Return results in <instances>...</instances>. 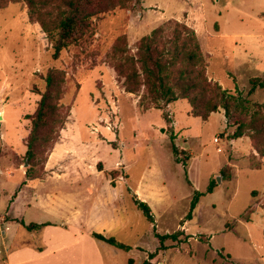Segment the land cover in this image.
<instances>
[{
  "label": "rangeland",
  "instance_id": "1",
  "mask_svg": "<svg viewBox=\"0 0 264 264\" xmlns=\"http://www.w3.org/2000/svg\"><path fill=\"white\" fill-rule=\"evenodd\" d=\"M170 21L195 31L211 83L264 105V88L251 93L252 81H264V0H128L95 19L91 34L58 60L26 2L0 0V216L27 181V117L38 108L44 77L59 70L66 75L60 103L68 118L53 148L44 150L40 179H62L28 182L41 198L24 207L30 194L21 195L17 209L26 223L65 219L74 207L84 208L83 190L71 189L80 179L71 175H83L120 195L117 220L105 236L133 249L107 248L114 251L111 264H264V158L250 134L233 140L236 127L222 109L202 121L186 100L162 110L141 104L144 90L127 93L115 70L123 64V37L135 56L140 39ZM211 182L216 187L207 193ZM197 191L204 195L187 220ZM46 193L57 197V207L45 202ZM135 195L150 206L155 224L137 209ZM8 220L0 222L6 237L17 227L11 223L8 232ZM155 233L177 240L161 247ZM147 251L156 257L149 260Z\"/></svg>",
  "mask_w": 264,
  "mask_h": 264
},
{
  "label": "trees",
  "instance_id": "2",
  "mask_svg": "<svg viewBox=\"0 0 264 264\" xmlns=\"http://www.w3.org/2000/svg\"><path fill=\"white\" fill-rule=\"evenodd\" d=\"M24 1L31 19H35L41 25L52 45L53 59L58 60L64 51L81 44L91 34L95 19L116 7H124L128 0ZM141 1L136 0L137 3ZM168 25L167 28L159 27L150 35L141 38L135 56L128 54L126 38L123 37V64L116 65L115 70L119 76H123L125 91L138 95L144 90L141 104L148 101L159 110L180 100H186L192 108L193 116L201 118L202 121H208L212 114L222 109L225 111L228 125L236 127L232 139H241L250 134L258 154L264 158V105H251L249 100L236 97L218 84L211 83L206 75V59L195 31L177 21H170ZM65 81L64 72L50 70L44 77L45 91L40 94L38 108L35 114L27 117L31 121L25 155L30 165L26 173L28 180H38L42 177L47 162L43 158L44 150L53 148L57 135L66 124L68 116L63 113V105L60 103ZM252 85L251 93L257 88L263 89L264 81L259 83L252 81ZM234 114L238 115V118ZM172 148L177 155L178 151L174 144ZM215 187V182H211L207 193H213ZM203 195L198 191L195 193L187 220L192 219L193 212ZM133 202L147 221L155 224L150 206L136 195ZM21 224L30 232L48 225L34 223L26 225L24 222ZM92 237L125 252L132 250V247L118 242L113 237L97 233H93ZM155 237L161 247L166 240H177L176 234L155 233ZM155 257L156 253L150 254L149 260ZM144 264L151 263L145 261Z\"/></svg>",
  "mask_w": 264,
  "mask_h": 264
},
{
  "label": "crops",
  "instance_id": "3",
  "mask_svg": "<svg viewBox=\"0 0 264 264\" xmlns=\"http://www.w3.org/2000/svg\"><path fill=\"white\" fill-rule=\"evenodd\" d=\"M48 176L62 179V175ZM71 176H80V179L71 184V189L76 191L81 188L83 190L84 193L79 197L86 196L82 199L86 206L84 208L74 207L71 214L67 215L65 219L57 218V220L39 223L31 222L38 225L48 224L32 232L21 224V222L26 225L31 223L25 222L20 209H17V205L21 202V195L26 191H29L31 200L29 203L25 202L23 206L31 207V201L38 203L41 194L35 189L28 188V182L40 183L46 180L47 177L43 180H28L26 178L27 181L23 183L24 187L17 194H14L8 212L4 216H0V222L5 216L9 218L7 224L5 223L8 232L11 231V228H9L11 223L17 225L13 236L6 237L2 233L0 234L2 240L0 264H111L110 255L114 251L107 248L114 247L96 240L92 237V234L107 235V232L111 230L112 225L117 220L120 205L118 190L108 187L106 182L101 187L96 186L94 183H87L83 175ZM99 176L102 177L103 175ZM104 187L107 188V193L103 191ZM46 195L45 202L57 207L55 201L57 197H54L55 200H53L48 193ZM21 228L27 230L28 237L21 238L18 236L21 233ZM29 239L31 242L26 241ZM138 247H135V249ZM148 253L153 254V252L147 251L146 254ZM150 263L153 264V261Z\"/></svg>",
  "mask_w": 264,
  "mask_h": 264
},
{
  "label": "bare ground",
  "instance_id": "4",
  "mask_svg": "<svg viewBox=\"0 0 264 264\" xmlns=\"http://www.w3.org/2000/svg\"><path fill=\"white\" fill-rule=\"evenodd\" d=\"M0 118H2L1 120H3V115L2 114L0 115Z\"/></svg>",
  "mask_w": 264,
  "mask_h": 264
},
{
  "label": "water",
  "instance_id": "5",
  "mask_svg": "<svg viewBox=\"0 0 264 264\" xmlns=\"http://www.w3.org/2000/svg\"><path fill=\"white\" fill-rule=\"evenodd\" d=\"M1 119H2V118H0V120H1ZM217 181H218V183L220 182V180H219V179H218Z\"/></svg>",
  "mask_w": 264,
  "mask_h": 264
},
{
  "label": "built area",
  "instance_id": "6",
  "mask_svg": "<svg viewBox=\"0 0 264 264\" xmlns=\"http://www.w3.org/2000/svg\"><path fill=\"white\" fill-rule=\"evenodd\" d=\"M217 141V140H216Z\"/></svg>",
  "mask_w": 264,
  "mask_h": 264
}]
</instances>
